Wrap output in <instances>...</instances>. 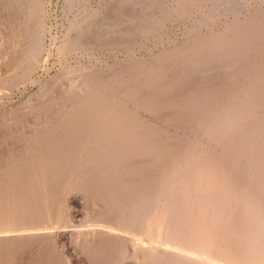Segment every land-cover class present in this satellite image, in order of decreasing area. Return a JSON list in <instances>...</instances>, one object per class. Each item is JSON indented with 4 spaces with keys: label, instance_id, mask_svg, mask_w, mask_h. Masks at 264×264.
<instances>
[{
    "label": "rangeland",
    "instance_id": "374dc122",
    "mask_svg": "<svg viewBox=\"0 0 264 264\" xmlns=\"http://www.w3.org/2000/svg\"><path fill=\"white\" fill-rule=\"evenodd\" d=\"M263 174L264 0H0V264L262 252Z\"/></svg>",
    "mask_w": 264,
    "mask_h": 264
},
{
    "label": "bare ground",
    "instance_id": "6f19581e",
    "mask_svg": "<svg viewBox=\"0 0 264 264\" xmlns=\"http://www.w3.org/2000/svg\"><path fill=\"white\" fill-rule=\"evenodd\" d=\"M234 129H235V128H234ZM245 135H246V134H245ZM250 136H251V134H250ZM250 136H249V137H250ZM249 137H248V138H249ZM246 138H247V137H246ZM247 141H248V140H247ZM250 143H251V142H250ZM252 143H253V142H252ZM257 145H258V144H257ZM247 146H248V145H247ZM249 146H250V145H249ZM251 146H252V145H251ZM251 146H250V147H251ZM252 147H253V146H252ZM259 160H261V159L259 158L258 161H259ZM214 161H215V160H214ZM259 162H260V161H259ZM251 166H252V165H251ZM251 166H250V167H251ZM188 167H189V166H188ZM248 168H249V167H247V168H245V169L248 170ZM245 171H246V170H245ZM263 175H264V174H263ZM221 177H222V176H221ZM210 187H211V186H210ZM188 193H189V192H188ZM242 194H243V193H242ZM247 194H248V193H247ZM243 195H245V194H243ZM222 198H223V197H222ZM243 198H244V197H243ZM189 199H190V198H189ZM189 199H188V200H189ZM241 199H242V198H241ZM209 200H210V199H209ZM212 203H215V201L212 202ZM207 205H208V204H207ZM209 205H211V204H209ZM120 206H121V205H120ZM201 206H202V205H201ZM203 206H204V209H206V208H205V205H203ZM209 207H210V206H209ZM209 207H208V208H209ZM212 207H214V206H212ZM180 208H181V207H180ZM198 208H199V207H198ZM210 208H211V207H210ZM178 210H179V209H178ZM175 211H176V209H175ZM199 211H200V210H199ZM171 212H172V211H171ZM197 212H198V211H197ZM213 212H214V211H213ZM263 212H264V210H263ZM104 213H105V212H104ZM211 213H212V211H211ZM185 214H187V213H185ZM185 214H184V215H185ZM217 214H218V213H217ZM217 214H216V215H217ZM246 215H247V214H246ZM101 216H102V215H101ZM178 216H179V215H178ZM181 216H182V215H181ZM211 216H212V215H211ZM213 216H214V215H213ZM217 216H218V215H217ZM156 217H157V216H156ZM165 217H166V216H165ZM167 217H168V216H167ZM189 217H191V215H190ZM197 217H198V216H197ZM220 217H221V216H220ZM249 217H250V216H249ZM160 218H161V217H160ZM193 218H194V217H193ZM208 218H209V217H208ZM213 218H214V217H213ZM247 218H248V216H247ZM170 219H171V218H170ZM191 219H192V218H191ZM195 219H196V217L194 218V220H195ZM216 219H219V218H216ZM106 220H107V219H106ZM106 220H105V221H106ZM157 220H158V219H157ZM182 220H183V219H182ZM182 220H181V221H182ZM213 220H214V219H213ZM221 220H222V219H221ZM177 221H178V220H177ZM201 221L203 222V220H201ZM201 221H200V222H201ZM207 221L209 222L208 219H207ZM210 221H211V220H210ZM224 221H225V220H224ZM111 222H112V220H111ZM161 222H162V221H161ZM171 222H172V221H171ZM208 222H206V223H208ZM222 222H223V221H222ZM226 222H227V221H226ZM14 223H15V222H14ZM142 223H143V222H142ZM204 223H205V222H203V224H204ZM206 223H205V224H206ZM214 223H215V221H214ZM261 223H262V222H261ZM4 224H5V223H4ZM8 224H9V223H8ZM176 224H177V223H176ZM186 224H187V223H186ZM212 224H213V223H212ZM222 224L224 225V223H222ZM255 224H256V223H255ZM103 225H104V224H103ZM138 225H139V224H138ZM138 225H137V226H138ZM169 225H170V224H169ZM177 225H179V224H177ZM207 225H208V224H207ZM217 225H218V223H217ZM219 225H220V223H219ZM219 225H218V227H219ZM226 225H229V224H226ZM226 225L224 226L225 228H224V227H223V228H222V227H219L220 229L222 228V230H221L222 232L219 230V228H218L217 226H216V228L219 230V232H218V230L215 228V231L218 232V236H220V235L222 234V237H219V238H220L219 240L216 239V238H214L215 236H217V234H214L215 236H214V235H213V236L210 235V234L212 233V231H213V230L211 229V227H208V229L206 228L205 230L203 229L204 226H203V227H200V228H202V231L204 230V232L206 233V235L204 234V232H202V236H201V231H200L199 236H201V237L204 236V237H203V239H201L202 241H200V242H199V241L196 242L197 240L194 241V238H193L194 243H195V244L198 243V245L201 246V245L203 244V242H204L203 245H205V244L207 243V239H208V241H209V240L211 241V242L209 241L210 244H207V245H206V247H205L206 250H205V251L201 250L203 245L200 247V248H201L200 250L203 251V252H202V255H203V254H207L206 257H209V259H210V258H211V259H216V262H215V260H214V262H215L216 264H217V262L220 261V260H224V262H225V263H220V262H219L220 264H257V263L255 262V260H257V259L259 258V254H260L261 251H260V250H257V247H256V246L254 247V248H256V250L251 249V250H253V251H249V252L247 251L248 253L245 252V254H246L247 256L241 254L242 257L245 256V260H243V262H242V261H239V260L236 259V258H240L239 256H241V255L239 254L240 252H238V250H235L233 247H234V245H235L237 239H239V240H240V238L243 239V236H242V235H244V234H243L242 232H240V233H242V235H241V234L238 235L239 238H236L235 236H232V237H234V238H232V237H230V236H226V235H225V237H228V239H227V238H225V237L223 236V234L226 233V232L223 233V232H224L223 230L227 228ZM256 225H257V224H256ZM161 226H162V225H161ZM184 226H185V225H184ZM196 226H197V225H196ZM198 226H199V225H198ZM208 226H211V225L209 224ZM214 226H215V224H214ZM42 227H43V226H42ZM151 227H152V226H151ZM166 227H167V226L165 225V228H166ZM212 227H213V226H212ZM259 227H260V226H259ZM108 228H109V227H108ZM115 228H116V227H115ZM118 228H120V227H118ZM162 228H163V227H162ZM162 228H161V229H162ZM195 228H196V227H195ZM200 228H199V229H200ZM228 228H229V227H228ZM252 228H253V227H252ZM252 228H250L249 234H250L251 232H253V233H251L250 235H252V234L255 233V231L252 230ZM156 229H157V228H156ZM158 229H159V227H158ZM168 229H169V228H168ZM185 229L187 230L188 228H185ZM189 229H190V228H189ZM210 229H211V230H210ZM235 229H236V228H235ZM253 229H254V228H253ZM255 229H257V228H255ZM260 229H261V228H260ZM159 230H160V229H159ZM170 230H172V229L170 228ZM190 230H191V229H190ZM190 230H189V231H190ZM228 230H229V229H228ZM228 230H225V231H228ZM261 230H262V229H261ZM135 231H136V230H135ZM167 231H169V230H167ZM173 231H174V230H173ZM192 231H193V230H192ZM257 231H258V229H257ZM176 232H177V231H176ZM176 232H174L175 235H176ZM220 232H221V233H220ZM229 232H230V230H229ZM229 232H228V233H229ZM247 232H248V230H247ZM247 232L245 231V234H246ZM258 232H261V231H258ZM146 233H147V232H146ZM171 233H172V232H171ZM174 233H172V234H174ZM214 233H215V232H214ZM219 233H220V235H219ZM231 233H232V232H231ZM236 233L239 234L238 232H236ZM261 233H262V232H261ZM261 233H258L259 236H260V237L258 236V242H257V244H258V249L261 248V246H262V245H261V246L259 247V245L264 243V242H263V241H264V237L261 236ZM152 234H153V233H152ZM168 234H169V232H168ZM234 234H235V233H234ZM249 234H248V235H249ZM146 235H147V234H146ZM161 235H162V234H161ZM170 235H171V234H170ZM180 235H181V234H180ZM195 235H196V237L198 236V235H197V232H196ZM195 235H194V236H195ZM230 235H231V234H230ZM235 235H236V234H235ZM256 235H257V233H256ZM263 235H264V233H263ZM109 236H110V235H109ZM162 236H163V235H162ZM162 236H161V237H162ZM187 236H188V235H187ZM189 236H190V235H189ZM189 236H188V237H189ZM192 236H193V235H192ZM246 236H247V235H244L245 238H246ZM147 237H148V236H147ZM147 237H146V238H147ZM152 237H153V236H152ZM164 237H165V236H164ZM169 237H170V236H169ZM169 237H168V238H169ZM171 237H173V236H171ZM176 237H178V236H176ZM196 237H195V238H196ZM254 237L256 238V236H254ZM149 238H150V235H149ZM174 238H175V237H174ZM182 238H183V237H182ZM184 238H185V237H184ZM189 238H191V237H189ZM204 238H205L206 241L204 240ZM245 238H244V239H245ZM151 239H152V238H151ZM160 239H161V238H160ZM196 239H197V238H196ZM199 239H200V238H199ZM199 239H198V240H199ZM244 239H243V240H244ZM253 239H254V238H253ZM256 239H257V238H256ZM104 240H105V239H104ZM107 240H108V239H107ZM107 240H105V241H107ZM145 240H146V239H145ZM176 240H177V239H176ZM179 240H180V239H179ZM179 240H178V241H179ZM185 240H186V239H185ZM239 240H238V241H239ZM243 240H240L239 242L242 241L241 243H244ZM262 240H263V241H262ZM141 241H142V240H141ZM168 241H169V239H168ZM171 241H172V239H171ZM173 241H175V240H173ZM193 241H192V243H193ZM238 241H237V242H238ZM251 241H252V240H251ZM148 242H149V241H148ZM184 242H185V241H184ZM184 242H182V243H184ZM190 242H191V241H190ZM201 242H202V243H201ZM254 242H255V241H254ZM262 242H263V243H262ZM143 243H144V242H143ZM159 243H160V242H159ZM169 243H170V242H169ZM174 243H175V242H174ZM182 243H181V244H182ZM185 243H186V242H185ZM211 243H212V244H211ZM181 244H180V245H181ZM245 244H246V245L248 244L249 246H251L249 243H245ZM143 245H144V244H143ZM164 245H165V244H164ZM237 245H238V247H239V245L242 246L243 244L241 245V244L239 243V244H237ZM263 246H264V245H263ZM263 246H262V248H263ZM183 247H184V246H183ZM190 247H191V246H190ZM190 247H189V248H190ZM192 247H193V246H192ZM238 247H237V249L242 250L241 248H238ZM246 247H247V246H246ZM246 247H244V248H246ZM176 248H178V247H176ZM189 248H187V249H189ZM242 248H243V247H242ZM244 248H243V250H244ZM250 248H251V247H250ZM196 249H197V248H196ZM198 249H199V248H198ZM198 249H197V250H198ZM215 249H217L216 251H218L217 254H216V252H213ZM263 249H264V248H263ZM263 249H262V252L264 251ZM189 250H190V249H189ZM200 250H198V251H200ZM160 251H161V250H160ZM198 251H197V252H198ZM258 251H259V252H258ZM189 252H191V251H189ZM212 252H213V254H211ZM237 252H238V253H237ZM242 252H243V251H242ZM242 252H241V253H242ZM262 252H261V253H262ZM181 253H182V252H181ZM258 253H259V254H258ZM164 254H165V253H164ZM191 254H192V253H191ZM210 254H211V255H210ZM238 254H239V255H238ZM188 255H189V254H188ZM209 255H210V256H209ZM237 255H238V256H237ZM262 255H263V254H262ZM262 255H261V256H262ZM178 256H179V255H178ZM200 256H201V254H200ZM162 257H163V256H162ZM206 257H205V259H207ZM263 257H264V255H263ZM174 258H175V257H174ZM202 258H203V256H202ZM202 258H201V259H202ZM165 259H166V258H165ZM205 259H204V260H205ZM217 260H218V261H217ZM259 260H260V258H259ZM171 261H173V260H171ZM158 262H159V261H158ZM258 262H259V261H258ZM219 263H218V264H219ZM263 263H264V262H263Z\"/></svg>",
    "mask_w": 264,
    "mask_h": 264
}]
</instances>
